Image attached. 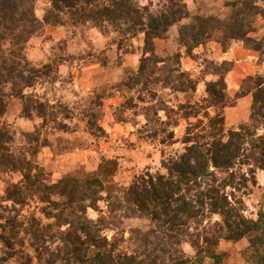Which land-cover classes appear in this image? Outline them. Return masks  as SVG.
Instances as JSON below:
<instances>
[{
	"label": "trees",
	"instance_id": "obj_1",
	"mask_svg": "<svg viewBox=\"0 0 264 264\" xmlns=\"http://www.w3.org/2000/svg\"><path fill=\"white\" fill-rule=\"evenodd\" d=\"M36 1L0 0V120L10 97L22 100L27 119L34 112L42 119L47 115L45 104L26 93L48 76L24 56L26 41L41 25L91 24L113 30L120 46L128 37L143 36L135 78L149 88L168 90L176 99L182 96L177 107L166 104L157 110L165 117L159 122L168 128L176 127L179 120L185 122L179 141L183 149L167 158L162 155V172L138 174L128 186L113 180L115 160H103L95 172L66 175L50 183L34 160L47 144L40 143L36 134H26V150L15 151L13 133L0 125V169L22 176L19 183L5 188L4 201L19 209L3 227L8 256L0 264L8 259L14 260L12 264H223L219 244L245 238L247 259L264 264V212L255 219L246 217L237 197L250 194L257 185L256 170L264 171V73L245 78L231 97L225 77L232 64L204 61L217 80L206 82L205 96L196 99L197 82L181 70V55L160 58L155 53L154 42L165 39L172 26L188 18L180 0H170L156 11L137 0H45L49 8L42 21L34 14ZM223 6L229 9L225 19L194 15L180 24L177 40L185 55L195 58L194 50L219 33L224 52L233 43H244L263 56L264 0H224ZM258 20L262 34L254 38ZM128 81L124 87L130 85ZM248 95V122L227 129L223 110ZM150 96L156 100L157 92ZM153 132L150 138L161 146L176 143L172 130ZM28 201L37 203L38 215L21 214ZM126 211L147 215L152 223L146 232L133 231L140 245L127 242L112 224L117 214L122 218ZM113 230L116 233L109 237L107 232ZM184 244L194 256L182 250Z\"/></svg>",
	"mask_w": 264,
	"mask_h": 264
},
{
	"label": "rangeland",
	"instance_id": "obj_2",
	"mask_svg": "<svg viewBox=\"0 0 264 264\" xmlns=\"http://www.w3.org/2000/svg\"><path fill=\"white\" fill-rule=\"evenodd\" d=\"M169 1L137 0L140 6L154 11L165 8ZM180 1L186 7L188 18L172 26L165 39L154 42L155 53L160 58L181 55V70L197 82L196 99L205 96L206 82L217 80V76L211 73L212 68H207L204 61L232 64L225 77L227 93L231 97L238 92L245 78L264 73V55L254 52L244 43H233L224 52L218 43L219 33L194 50L195 58L186 56L177 40L180 24L190 22L194 15H214L225 19L229 9L224 8V0ZM48 8L45 0L36 1L35 16L42 21ZM261 24L259 20L255 22L258 31L251 34L252 37L261 36ZM119 40L113 30L103 31L91 24H43L40 31L25 43L26 60L31 66L48 73L26 93L45 104L47 115L42 119L34 112L33 118L27 119L22 115V100L10 97L0 125L13 133L12 148L15 151L26 148V134H36L40 143L44 141L47 144L40 148L34 160L50 183L66 175L80 177L84 173L95 172L103 160H115L117 169L113 180L121 186H128L138 174L162 172V155L167 158L183 149L179 141L185 122L179 120L176 127L171 125L168 128L159 122L165 117L162 111L157 110L166 104L177 107L183 101L182 96L176 99L168 90L137 83L135 74L142 57L143 36L128 37L122 46ZM127 80L130 85L124 87ZM140 80L144 82L146 77ZM152 90L157 92L156 100L150 96ZM250 105L251 97L248 95L227 106L223 110L226 128L247 123ZM164 128L174 133L176 143L171 146H161L150 138L155 133L153 131L161 133ZM254 177L257 185L250 188L251 193L237 194L243 201L245 216L253 219L259 211L264 212V171L256 170ZM21 178L19 173H6L0 169V260L8 256L7 233L3 227L19 209L4 201L5 188L19 183ZM37 209L35 201H28L21 214L34 212L38 215ZM89 215L92 218L97 216L91 211ZM111 221L127 242L136 245L141 241L133 231L146 232L152 228L147 215L130 211H126L122 218L117 214ZM113 231L107 232L109 237L116 233ZM247 247L248 239L245 238L235 243L221 242L217 250L224 256L223 264H252L245 253ZM182 250L188 256H194L188 245H182ZM13 262L8 259L4 264ZM208 263L205 261L204 264Z\"/></svg>",
	"mask_w": 264,
	"mask_h": 264
}]
</instances>
